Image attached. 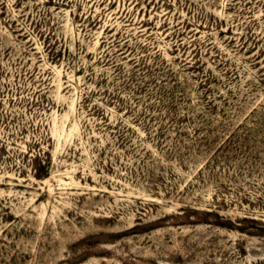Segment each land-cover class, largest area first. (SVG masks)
Segmentation results:
<instances>
[{
    "label": "rangeland",
    "instance_id": "1",
    "mask_svg": "<svg viewBox=\"0 0 264 264\" xmlns=\"http://www.w3.org/2000/svg\"><path fill=\"white\" fill-rule=\"evenodd\" d=\"M0 264H264V0H0Z\"/></svg>",
    "mask_w": 264,
    "mask_h": 264
}]
</instances>
